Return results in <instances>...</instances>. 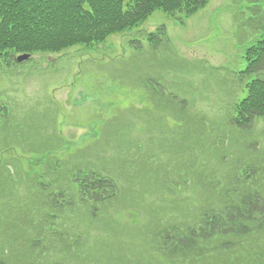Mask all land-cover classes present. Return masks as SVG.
Returning <instances> with one entry per match:
<instances>
[{
    "label": "rangeland",
    "instance_id": "374dc122",
    "mask_svg": "<svg viewBox=\"0 0 264 264\" xmlns=\"http://www.w3.org/2000/svg\"><path fill=\"white\" fill-rule=\"evenodd\" d=\"M160 27L166 35L155 46L148 34ZM263 33L264 0H209L185 22L156 10L139 29L100 49L71 48L21 63L0 58V120L8 119L0 127V158L22 175L3 185L0 209L9 199L40 208L21 216L24 223L10 217L18 229L10 233L26 237H13L6 246L0 237L4 264H114L123 253L134 261L143 227L160 230L187 219L190 180L203 195L205 182L228 186L230 167L263 159L264 120L244 134L228 118L239 99L232 90L246 64L241 57ZM246 94L241 90L240 98ZM46 148L51 151L43 155ZM197 156L204 167L195 164ZM52 163L60 164V172L49 168ZM82 168L116 177L117 198L99 204L94 221L71 220L78 229L60 218L40 227L56 208L48 198L59 190L75 192L70 178ZM2 176L7 173L0 166ZM24 208L18 210L23 214ZM31 218L34 225L27 223ZM81 233L86 239L68 247ZM30 239L39 240L35 252ZM255 239L249 237L247 247Z\"/></svg>",
    "mask_w": 264,
    "mask_h": 264
},
{
    "label": "trees",
    "instance_id": "16d2710c",
    "mask_svg": "<svg viewBox=\"0 0 264 264\" xmlns=\"http://www.w3.org/2000/svg\"><path fill=\"white\" fill-rule=\"evenodd\" d=\"M208 2L209 0H0V58L7 63V60H16L17 55L25 53L35 58L37 55L67 52L71 48L87 52L100 49L102 45L108 46L107 42L113 37L139 29L156 10L165 12L179 22H185ZM164 35L166 28L160 27L148 34V39L157 46ZM137 42L141 46L140 40ZM241 59L246 64L233 77L232 90L236 99H239L229 106L228 118L237 131L245 134L254 128L258 119L264 120V33L245 49ZM241 90H246L247 94L240 98ZM2 109L0 104V117L3 116ZM7 120H0L2 129L6 128ZM50 151L46 148L41 153L47 155ZM191 152L199 151L190 150L189 153ZM13 158L15 159L12 156V160ZM50 160L48 155L47 161ZM0 162L7 173L6 177L0 178L3 182L0 196L4 197L3 185L16 181L22 175H14L7 168L8 162L2 161V158ZM189 164L186 163L185 169ZM195 164L204 167L200 156L196 157ZM237 164L226 172L228 186L205 182L201 185L203 195L197 193L200 187L196 179L195 182L190 180L188 189L192 191V195L187 196V215H191L190 218L187 217L189 221H176L160 230H156L154 226L152 229L148 225L143 227L140 254L136 255L134 261H129L133 259L120 257L125 255L123 253L114 264H263L264 158L253 159V162L247 160L239 166ZM59 166L60 164L52 163L49 168L60 172ZM185 172L191 173L192 170ZM200 173L201 170L195 169V176ZM45 175L43 174L44 179L47 177ZM186 180L185 176L182 181ZM70 181L74 184L75 192L59 190L49 197L50 204L56 208L51 209L45 203L50 210L40 227L48 220L55 224L60 218L65 222L70 221L69 226L75 225L78 229L71 220L77 221L81 217L85 221L96 220L98 205L116 199L120 191L116 177L94 169L74 170ZM49 184L55 185L56 182ZM40 191L41 189L37 190V193ZM21 204L25 205L23 214V211L18 210ZM7 207L9 213L0 215V237L4 240V246L13 237H26L24 232L17 236L10 233L18 230L13 228L16 224L10 217L16 216L24 223L21 216L30 210L40 209L34 206L33 201L28 203V200H6L1 206V212ZM27 223L34 225L35 218L29 219ZM148 230H151L150 234ZM41 232H44V228ZM78 236L81 238L67 242L68 247L78 246L86 239L85 234ZM251 236H256V239L253 245L247 247ZM71 238L72 235L69 240ZM31 243L30 248H34L32 252L40 248L39 240ZM30 261H36L32 264H41L40 260ZM0 264H4L1 259Z\"/></svg>",
    "mask_w": 264,
    "mask_h": 264
},
{
    "label": "water",
    "instance_id": "95a60500",
    "mask_svg": "<svg viewBox=\"0 0 264 264\" xmlns=\"http://www.w3.org/2000/svg\"><path fill=\"white\" fill-rule=\"evenodd\" d=\"M28 58H29V55L28 54H25V55L19 56L18 57V60L19 61H22V60H25V59H28Z\"/></svg>",
    "mask_w": 264,
    "mask_h": 264
}]
</instances>
